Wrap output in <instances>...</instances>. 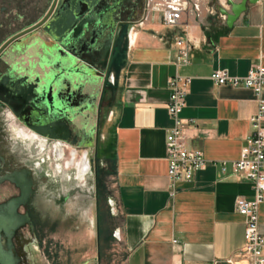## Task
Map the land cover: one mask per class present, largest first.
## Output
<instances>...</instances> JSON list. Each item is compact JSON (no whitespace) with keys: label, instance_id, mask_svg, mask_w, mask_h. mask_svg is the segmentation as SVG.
<instances>
[{"label":"crops","instance_id":"obj_1","mask_svg":"<svg viewBox=\"0 0 264 264\" xmlns=\"http://www.w3.org/2000/svg\"><path fill=\"white\" fill-rule=\"evenodd\" d=\"M222 8L228 9L226 0H203L199 13L183 18L193 41L185 66L175 65L176 30L160 15L129 30L113 69L117 92L109 136L119 222L103 242L107 264H246L239 256L245 221L236 203L253 200L255 192L252 183L232 175L231 163L252 133L257 97L245 87L216 86L211 75L221 70L245 77L252 67L264 68V0L249 5L232 27ZM175 75L191 78L180 118L192 121L185 136L207 164L191 181L172 186L166 137L173 124L168 83ZM259 231L264 237V202Z\"/></svg>","mask_w":264,"mask_h":264},{"label":"flooded vegetation","instance_id":"obj_2","mask_svg":"<svg viewBox=\"0 0 264 264\" xmlns=\"http://www.w3.org/2000/svg\"><path fill=\"white\" fill-rule=\"evenodd\" d=\"M145 1L99 0L58 46L41 23L61 12L63 0H0V48L7 44L0 54V206L19 222L10 237L13 264H53L42 262L41 239L79 230L90 216L91 263L102 264L103 203L97 181L90 186L88 157L93 150L95 168L116 98L113 69ZM59 47L76 61L66 66L65 86L50 89L42 68L47 51Z\"/></svg>","mask_w":264,"mask_h":264},{"label":"built area","instance_id":"obj_3","mask_svg":"<svg viewBox=\"0 0 264 264\" xmlns=\"http://www.w3.org/2000/svg\"><path fill=\"white\" fill-rule=\"evenodd\" d=\"M202 1L146 0L142 19L134 23L131 29L142 27L151 14L160 15L163 25L176 30L175 65L185 66L190 62L193 41L189 36V26L183 23V18L191 13H199ZM211 80L216 86L231 85L251 89L257 97V112L249 119L252 133L242 148L240 158L231 163V170L238 181L252 183L255 192L253 200L239 199L236 203L237 212L245 221V245L239 256L246 260V264H264V237L259 231V209L264 202V101L261 99L264 68L252 67L245 77H232L227 71L217 70L211 75ZM190 83L191 78L179 75H175L168 83L171 96L167 111L173 124L166 137V161L172 186L191 181L207 164L203 152L191 149L185 136L184 129L192 121L180 118L186 106ZM221 173L227 174L225 163L221 165ZM229 264L234 262L229 261Z\"/></svg>","mask_w":264,"mask_h":264},{"label":"rangeland","instance_id":"obj_4","mask_svg":"<svg viewBox=\"0 0 264 264\" xmlns=\"http://www.w3.org/2000/svg\"><path fill=\"white\" fill-rule=\"evenodd\" d=\"M144 1V0H142ZM109 125L106 123L102 129V145L98 158L93 168L94 152H89V160H91L92 171L89 174L90 186L93 188L95 181L98 183V191L102 198L103 209L101 214V229L104 234V241L107 240L108 233H114L119 222V214L115 204V186H114V167L110 152L111 142L109 136ZM86 150H84V153ZM94 217L90 216V223L79 230H62L57 234L41 239L42 252L45 257L42 262L49 260L50 263L58 264H92L96 260V232L93 224ZM107 248L102 250V264H107Z\"/></svg>","mask_w":264,"mask_h":264},{"label":"water","instance_id":"obj_5","mask_svg":"<svg viewBox=\"0 0 264 264\" xmlns=\"http://www.w3.org/2000/svg\"><path fill=\"white\" fill-rule=\"evenodd\" d=\"M63 1L65 4L61 8V12L53 16L49 12L41 23L44 34L57 45L68 37L74 26L82 21L83 17L99 0ZM259 1L261 0H226L228 9L222 8L220 13L226 18L227 26L232 27L237 19L247 11L249 5L256 4ZM6 46L7 44L0 48V54ZM47 57L45 68H42L46 86L48 84L50 89H53L54 86L57 88L65 86V80L70 75L66 66L75 64V58L67 55L60 47L53 52L47 51ZM75 67H79V64H76ZM77 73L81 74L82 77L83 69H78ZM17 224H19L18 218L14 212L12 213L11 207L0 206V264L14 263L11 255L10 237Z\"/></svg>","mask_w":264,"mask_h":264}]
</instances>
